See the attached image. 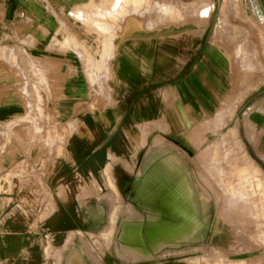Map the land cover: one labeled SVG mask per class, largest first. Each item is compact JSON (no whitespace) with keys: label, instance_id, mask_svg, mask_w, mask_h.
<instances>
[{"label":"crops","instance_id":"0c3cea01","mask_svg":"<svg viewBox=\"0 0 264 264\" xmlns=\"http://www.w3.org/2000/svg\"><path fill=\"white\" fill-rule=\"evenodd\" d=\"M72 1L0 0V59L20 60L17 67L31 75L35 90L34 113L39 98L63 129L43 202L51 212L35 220L43 208L42 186L34 184L32 199L23 198L34 204L33 218L12 213L0 222V264H211L202 253L222 251L215 233L204 234L202 252L199 230L185 235L177 229L185 214L201 220V197L194 181L177 179V156L190 150L167 140L185 139L186 130L213 113L222 91L232 89L239 57L220 55L210 38L203 40L215 0H192L186 14L192 13L193 32L176 39V53L148 35L131 34L116 50L109 44L92 57L69 47ZM209 2L208 25L200 32L198 14ZM240 8L252 25L264 27V0H243ZM240 58L259 78L238 103L243 138L264 164V56ZM20 70L0 65V129L26 112ZM245 113L255 142L246 135ZM186 186L192 195H183ZM21 198L0 195V203ZM236 248L226 244L229 261L239 260Z\"/></svg>","mask_w":264,"mask_h":264},{"label":"rangeland","instance_id":"374dc122","mask_svg":"<svg viewBox=\"0 0 264 264\" xmlns=\"http://www.w3.org/2000/svg\"><path fill=\"white\" fill-rule=\"evenodd\" d=\"M112 1L73 0L70 2L72 7L68 10V43H71L69 47L78 55L83 54L82 50H86L87 54L84 55H90V57L102 55L106 44H110L116 50L119 43L131 34L148 35L161 45L162 50L168 47L171 52L176 53V39L193 32V26L190 23L192 18H187L181 23L178 21V16L192 10V0H140V2L143 1L141 3H137L138 0H130L132 3H129V6L124 5L122 10L120 9L122 13L120 17V13L113 16L111 14L112 17L108 15L112 18H110L111 22L107 16H104L106 21L103 16H101L103 20H100V17L97 18L102 21L101 24L107 22L102 24L105 27L96 19L99 15L95 12L97 9L104 12L110 10L114 6V1L117 0L113 3ZM242 3L243 0H215L209 26L203 38V40L210 38L218 20L222 21L223 30H226V40L222 39L220 41L222 45H214V47L221 55H229L227 50L230 51L233 60L239 57L238 61L234 60L236 74L231 77L233 90L222 91L220 101L217 102L218 105L213 113L203 115L199 126L196 124L186 132L184 131L185 139L167 140L170 147L181 148L182 145L190 150V152H181V155L177 156L178 163L181 165L177 179L181 181L185 176L184 179L189 178L194 181L192 182L194 193L201 197V220L198 221L196 216L193 218L192 215L185 214V218L177 229L185 235L199 230L201 235L203 234L199 244V250L202 252L205 250L204 244L207 243L208 236L204 234L215 233L216 243L220 245L222 251L202 253L209 255L208 260L211 264H264V181L259 185L258 198H249L251 192L248 190L247 182L256 177L250 171L243 181L246 182L244 184H247V187L237 188L239 185L237 183H241L237 176L238 163L247 169L249 163L251 166H258L264 176V164L247 149L241 122L242 108H237L241 96L247 94L246 86L253 87L259 79L251 74L252 69L247 68L240 57L242 55L245 58L252 55L264 56V43L261 41L264 42V28L263 25H260L263 30L257 25H252V19L241 12ZM136 5L139 6L137 10ZM220 10L222 12L219 17ZM94 16L95 18H91ZM94 20L99 23H93ZM96 24L99 25V29L105 28V30L102 29L101 32ZM201 28L200 26L198 29ZM260 35H263V38ZM233 37L234 39L231 40ZM167 39L170 40L169 45L162 46V41ZM232 41L240 48L238 55H234L235 51L230 47ZM19 62L16 56L11 59H0V65H7L14 73L21 68L20 78L23 79L24 84L20 88V94L26 103L25 114L11 119L0 129V195L17 194L22 197L20 199L22 202L8 204L11 199L2 200L5 202L0 203V222L4 218H9L10 215L25 219L33 218L34 204L23 201L29 196L32 199L34 184L42 186L41 191L37 193V198L39 195L43 208L37 212L35 220L43 219L51 212L52 205L43 202L49 196L47 182L54 164L51 154L61 143L58 137L63 135L62 126L53 121L49 109L39 98L36 103L37 111L34 113L35 90L33 91V87L28 85L31 75L29 77L25 75L27 70H24L22 66L17 67ZM87 62V68H90L91 60ZM31 69L32 64L29 73L32 72ZM36 95L39 97L42 94L36 90ZM244 127L247 137L255 142L254 129L248 119V113L244 115ZM9 160H12L11 165H7ZM3 169L4 172L1 173ZM184 190L186 192L183 194L180 188L177 189V195L193 194L192 188L188 186ZM182 207L185 206L182 205ZM12 213L16 215L12 216ZM228 243L230 247H237L236 251L240 252L238 261H229L230 257L224 253Z\"/></svg>","mask_w":264,"mask_h":264},{"label":"bare ground","instance_id":"6f19581e","mask_svg":"<svg viewBox=\"0 0 264 264\" xmlns=\"http://www.w3.org/2000/svg\"><path fill=\"white\" fill-rule=\"evenodd\" d=\"M114 1V0H113ZM113 1H112V3H113ZM136 1V0H135ZM115 3H114V6H113V8L111 7V9L110 10H107V11H99L98 9H97V11L95 12V13H97V15H99V16H96V19L98 18V17H100L99 19L100 20H103V19H105L104 18V16H107L108 17V15H110L111 16V14H112V16H113V14H119L120 12H121V8L124 6V5H128L129 6V3H132V2H130V0H129V2H128V0H117V1H114ZM140 2V0H138L137 1V3H139ZM141 2H143V1H141ZM140 2V3H141ZM223 4H225V3H223ZM131 5V4H130ZM133 5V4H132ZM131 5V6H132ZM134 7V6H133ZM146 7H147V5H146ZM223 8H224V6H222ZM135 8H136V10L137 9H139V6H135ZM121 9V10H120ZM127 10V9H126ZM147 10H148V8H147ZM223 10V9H222ZM124 11V10H123ZM122 11V12H123ZM128 11V10H127ZM152 11V10H151ZM202 12H200L199 14H198V16H199V19H200V22H199V24H200V26L202 27L201 29H200V32H202L203 30H204V27H205V25H206V23H207V21H208V18H209V15H210V13H211V11H212V4L209 2V3H207V4H204L203 5V9L201 10ZM148 12H149V10H148ZM222 12V11H221ZM221 12H220V16H221ZM95 13H94V15H95ZM121 14L122 13H120V15H119V17L121 16ZM184 14V13H183ZM181 15V16H178L179 18H178V21L181 23V22H183V21H185L187 18H189L190 16H192V14H184V15ZM190 15V16H189ZM101 16H103V19H101L102 17ZM111 16V17H112ZM115 16V15H114ZM124 16V15H123ZM111 17H108L109 18V20H110V18ZM91 18H95V16L94 17H91ZM152 18V17H151ZM150 18V19H151ZM112 19V18H111ZM88 20V19H87ZM98 20V19H97ZM96 20V21H97ZM109 20H108V22H109ZM93 21V20H92ZM99 21V20H98ZM105 21H106V19H105ZM114 21V20H113ZM89 22V21H88ZM100 22V24H101V22L102 21H99ZM99 22H95V20H94V22L93 23H99ZM110 22H111V20H110ZM104 24L106 23L107 24V22H103ZM102 23V24H103ZM101 24V25H102ZM97 25V24H96ZM95 25V26H96ZM260 25V24H259ZM102 26H105V25H102ZM101 27V26H100ZM106 27V26H105ZM227 27V26H226ZM230 27H232V26H230ZM97 28H98V30H100L99 29V25H97ZM260 28L263 30V28H262V26H260ZM102 29H104L105 30V28H102ZM102 29L100 30L101 32H102ZM203 29V30H202ZM224 29V26H222V21L221 20H218V23H217V25L214 27V29H213V31H212V33H211V36H210V39H211V42L214 44V45H222V44H220V41L223 39V41L224 40H226V30H223ZM226 29V28H225ZM233 29V28H232ZM105 32V31H104ZM230 32H231V30H230ZM261 32V31H260ZM236 33H238V32H236ZM260 36H262V38H263V35H260ZM234 39V37L233 38H231V40H233ZM262 41V43H264L263 42V40H261ZM231 46V48L235 51V53H234V55H238V53H239V47L237 46V43H234L233 41L231 42V44H230ZM104 46H108V45H104ZM258 46V45H257ZM264 46V45H263ZM107 48V47H106ZM105 47H104V49H106ZM109 50V49H108ZM257 51V50H256ZM227 52H228V54L229 55H231V52L230 51H228L227 50ZM169 54V53H168ZM260 54V53H259ZM81 55V54H80ZM221 55V54H220ZM227 55V54H226ZM241 55V54H240ZM250 171V173H252V175H254V176H256L255 178H253L252 179V177L250 178V179H252L251 181H249V182H247V184H248V190H249V192H251V195H250V199H254V198H258V196H257V194H258V190H259V185L264 181V176L261 174L262 173V170L258 167V166H254V165H250V163H249V167H248V169L247 168H245L242 164H239L238 163V167H237V176H238V178L241 180V183L239 182V183H237V184H239V185H237V188H246L247 187V184H244V183H246V182H243L245 179V176H247V174H248V172ZM248 179V178H247ZM249 180V179H248ZM247 180V181H248ZM254 195H256V197L254 196ZM219 232V231H218Z\"/></svg>","mask_w":264,"mask_h":264}]
</instances>
